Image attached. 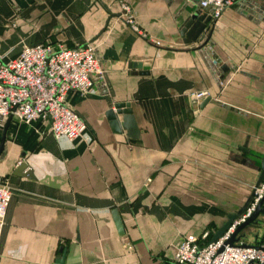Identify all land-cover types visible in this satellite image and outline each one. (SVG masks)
<instances>
[{"label": "crops", "instance_id": "obj_1", "mask_svg": "<svg viewBox=\"0 0 264 264\" xmlns=\"http://www.w3.org/2000/svg\"><path fill=\"white\" fill-rule=\"evenodd\" d=\"M126 1L137 33L117 18L116 0H0L3 61L23 45L91 42L102 68L89 93L66 97L86 127L80 138L54 139L40 119L0 124V182L12 193L0 264H53L60 249L63 264H173L183 236L210 241L250 201L264 151V0L227 6L207 40L191 43L179 32L196 3ZM119 103L135 139L106 119Z\"/></svg>", "mask_w": 264, "mask_h": 264}, {"label": "built area", "instance_id": "obj_2", "mask_svg": "<svg viewBox=\"0 0 264 264\" xmlns=\"http://www.w3.org/2000/svg\"><path fill=\"white\" fill-rule=\"evenodd\" d=\"M242 0H199V14H207L210 20L217 19L224 8ZM117 18L133 32H138L135 19L126 0H116ZM142 37L145 35L141 34ZM159 46V42H153ZM102 74L96 46L66 48L45 41L33 46L23 45L15 59L3 61L0 57V124L8 118L29 125L37 119L49 124L48 130L54 139L74 141L82 136L86 127L66 105L70 91L86 95L92 90L94 77ZM221 87V83H219ZM205 93L191 95L199 104ZM244 213L231 222L215 241L193 235L183 236L173 247V264H264V239L252 245L229 246L226 241L236 227L250 217L264 194V172ZM6 182H0V234L5 211L11 197ZM130 250V245L126 244Z\"/></svg>", "mask_w": 264, "mask_h": 264}, {"label": "water", "instance_id": "obj_3", "mask_svg": "<svg viewBox=\"0 0 264 264\" xmlns=\"http://www.w3.org/2000/svg\"><path fill=\"white\" fill-rule=\"evenodd\" d=\"M189 2L197 3L199 0H187ZM210 17L207 14H201L199 15L198 13L192 14L189 19L184 23L182 28L180 29L179 35L186 40V43H191L196 40H207V36L204 37V34L209 32L208 24L210 23ZM209 101L208 97H205L201 102L200 106H203L205 103ZM120 115L121 119L120 121L117 120V116ZM106 119L109 121L112 129L116 132H119L120 130L124 131L126 136L128 138L135 139L137 137V130L135 128V124L133 121V118L130 114V109L129 106L126 103H119L115 104L112 109H109L105 113ZM49 127V124H48ZM6 130V125L3 128L2 135L0 138V152L3 147V142H4V134ZM26 166L23 163H19L15 169L12 171L10 175V181L13 182L12 180L15 178H20L22 177V172ZM259 175L257 177V180L254 184V187H256L259 183V181L262 178L263 172H264V151L261 157L260 161V166H259ZM25 177H30L29 173H24ZM251 191V195L252 196ZM114 227L116 229V232L118 235L123 234V229H122V224L120 221V218L118 217L116 211L111 212ZM258 215H263L264 216V194L262 198L259 200L257 203L254 211L250 215L249 218H247L244 222L240 223L236 229L232 232L228 240L226 241V244L229 246H234L237 245L239 240H240V235L239 233L242 231L244 227H247L251 224H254L256 222V219ZM237 218V215H228L226 221L223 223V225L217 229V231L212 235L210 241L213 242L215 241L219 236L223 234V232L229 227L232 221H234ZM256 224V223H255ZM240 246H246L244 243H239ZM64 254L65 250L60 249L59 255L54 259L53 264H63L64 260Z\"/></svg>", "mask_w": 264, "mask_h": 264}, {"label": "rangeland", "instance_id": "obj_4", "mask_svg": "<svg viewBox=\"0 0 264 264\" xmlns=\"http://www.w3.org/2000/svg\"><path fill=\"white\" fill-rule=\"evenodd\" d=\"M260 218L256 220V224H251L247 227H244L242 231L239 233L241 236L240 239L242 238V243L245 242L244 244L246 245H252L255 243V239H259V237H262L264 235V223H260L259 221Z\"/></svg>", "mask_w": 264, "mask_h": 264}]
</instances>
